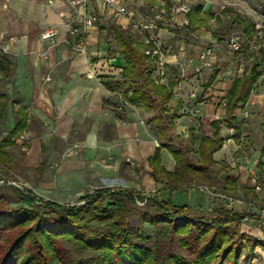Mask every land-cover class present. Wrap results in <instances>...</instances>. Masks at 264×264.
I'll return each mask as SVG.
<instances>
[{"label": "crops", "instance_id": "crops-1", "mask_svg": "<svg viewBox=\"0 0 264 264\" xmlns=\"http://www.w3.org/2000/svg\"><path fill=\"white\" fill-rule=\"evenodd\" d=\"M95 5L99 21L88 29L87 52L76 54L62 42L50 44L40 37L49 26L58 28L59 37L65 35L64 23L74 11L65 0H0V48L13 63L9 74L0 71V129H6L0 140L12 130H17L11 138L12 146L29 138L17 164L36 171L34 185L61 204L73 203L92 187L133 188L147 196L165 193L167 186L150 173V158L156 150L162 167L168 171L176 167L172 153L160 146L164 140L151 120L156 113L117 100L116 88L125 61L101 32L107 18L125 30L130 29L129 21L126 17L111 18L101 4ZM159 34L166 42L178 45L173 32L161 29ZM170 58L174 60L175 56ZM170 66L175 67L174 63ZM202 73L193 75L188 70L181 81L182 97L172 93L166 104L165 113L175 116L172 132L187 141L189 128L200 136L214 137L210 123L225 113L223 102L219 103V84L225 82L215 75L208 83L212 72ZM233 78L223 86L227 98ZM172 79L173 74L161 84ZM201 94L202 99L196 100ZM200 136L192 143L196 150ZM228 144L229 139L224 138L222 147L212 154L215 161L225 160ZM12 146L7 150L13 161ZM69 146H75V153L64 156ZM253 175L230 166L229 176L237 186L228 191L247 192L255 183ZM201 196L200 192L188 194L184 205L190 209L203 204L197 200ZM252 205L251 213L257 215L259 210ZM253 222L259 228L258 219ZM256 240L264 242V235ZM251 251L253 263L264 264V247L254 245Z\"/></svg>", "mask_w": 264, "mask_h": 264}, {"label": "trees", "instance_id": "trees-1", "mask_svg": "<svg viewBox=\"0 0 264 264\" xmlns=\"http://www.w3.org/2000/svg\"><path fill=\"white\" fill-rule=\"evenodd\" d=\"M111 27L119 42L118 51L125 61L120 71L122 82L128 79L131 85L134 84L128 101L157 110L151 120L160 138L163 139L165 130L170 132L169 141L160 146L172 153L176 167L173 171L162 167L156 150L150 158L153 178L174 190L186 180L209 181L211 174L219 182L217 172L225 170L224 185L235 189L237 183L229 176V165L215 161L212 154L224 143L221 124L239 132L236 112L249 101L260 75L264 52L253 56L241 73L234 76L225 113L210 123L215 131L214 137L202 135L199 138L196 160L190 156L189 146L196 137L194 128L188 130V141L180 139L174 145L170 139L179 138L172 132L175 116L165 113L174 80L166 85L155 83L142 44L127 30ZM12 65V60L0 48V71L7 75ZM215 75L216 71L211 73L208 83ZM261 126L262 145L256 167L264 179V121ZM16 131L8 132L0 140V163L8 167L15 166L7 147L14 145L11 138ZM217 163L220 166L215 170L213 166ZM36 198L12 186L0 187V238L12 235L6 237L0 264H221L241 255L239 225L246 214L234 212L229 216L225 208H215L219 214L215 218L190 216L187 205H173L170 199L159 198L156 193L147 196L137 189L110 186L97 188L93 195L84 194L81 205L47 201L39 210L34 204ZM12 200L19 203L13 205ZM136 200H145L144 205H151L154 209L141 208L136 205ZM179 218L186 219V223L179 224ZM136 220L150 223L154 234L144 235L139 228H134L132 223ZM256 243L264 247V242L258 240Z\"/></svg>", "mask_w": 264, "mask_h": 264}, {"label": "rangeland", "instance_id": "rangeland-1", "mask_svg": "<svg viewBox=\"0 0 264 264\" xmlns=\"http://www.w3.org/2000/svg\"><path fill=\"white\" fill-rule=\"evenodd\" d=\"M137 2L140 4V9L145 11L146 6L157 1L138 0ZM195 7L196 17L192 20V33L185 32L182 30V28H172L168 31L176 34L175 39L178 40V45L173 44V46L175 47V53L178 51L180 47L179 45H183L186 53H190L193 51V48L195 46H202L211 41H219L218 44H220V46L214 53L212 65L209 68H206V70L204 69L205 71L204 73H202V75L205 76L208 72L210 73L216 71L218 80L220 82H225L223 84H219V92L221 97L219 99V103L221 104L223 102L221 106L225 107L227 93L225 92V88L223 86H226V84H228L234 76L240 74L246 64L250 63L253 56H260L264 52V46L261 45L264 41V0H197ZM98 21L95 24H97ZM113 22L114 21H112L110 18L105 19V26H103L105 31L101 32V36L105 37L106 41L114 50H118L119 42L112 33L111 26H115ZM254 22H259L261 28L255 29L253 25ZM128 27H130V29H127V31L135 40L137 38H140V34L137 33V31L133 29L130 24ZM234 33H238L241 35L245 34L247 36V39L249 41H252V43H247V40H244L243 48L241 50H229L226 46V42L229 36ZM251 44H253L254 46H252ZM171 73H176L175 67H171L168 77H172ZM154 82L159 83L156 81ZM132 86H134V84L131 85L128 79L125 82H122V79H120V83L116 88L117 100L128 101V97L132 93ZM202 95L203 94L198 95L196 100H201L202 98H200V96ZM250 95V105L245 106L244 108H240L237 111V122L240 127L239 132L236 133L237 131L235 129H231L230 126L221 124V134L226 140L229 139V144L226 145V151L223 155L226 164H228L229 167L231 166V169H236L237 171L245 170L248 171L249 174H256L258 176V178L255 180L256 182L254 183V185H250V189L247 192H244L242 190H240L242 193L228 191L229 188L224 185L223 181V177L226 174L225 170L217 172V176L220 179L219 182L215 181L216 179L213 174H211L209 181H201V183L215 184L218 188L224 190L226 193L242 198L244 200V204L239 208L234 209L235 211H233V213L236 212L246 214V216L248 217L255 215V213H251V207L253 206V203L256 204V207L259 211L264 207V179L262 172L256 167V162L260 154V147L262 145L263 128L261 124L264 121V61L260 64V75L257 78L254 89ZM136 105L146 110H150L142 106L141 104ZM244 109H248L247 116L241 115ZM152 110L157 113L156 109ZM166 115L169 116L170 114ZM158 121L159 123L161 122L160 120ZM154 122H156V120ZM5 132L6 129H0V136H2ZM164 133L165 134L162 140L169 141L168 139L170 132L168 130H165ZM195 134L196 137L200 136L199 133ZM170 139L172 144L175 145L182 138L172 137ZM28 141L29 138L24 137L22 138V141L16 146L10 147V152L13 155V164L17 168L15 166L8 167L0 163V177L20 178L25 181V188L20 189L13 185L1 184L0 187L12 186L18 188L24 194L35 195L37 198L35 199L34 204L39 210H42L44 208V203L52 200H50L48 196L42 194L41 191L34 185L37 178V172L31 170L28 167L22 168L17 164L18 160H20L22 157L24 149L28 145ZM189 146L191 148L190 156L193 159L197 160V150L195 149V147H193V144H189ZM69 149H72L71 153L68 152ZM75 149V146H69L65 149L63 155H72L75 153ZM219 166L220 165L215 164L213 168L215 170H218ZM249 179L251 178L249 177ZM197 183L198 182L193 179L186 180L179 185V188L174 190L167 189L165 193L160 194L161 196L159 194L157 195L159 198H164L167 200L170 199L173 205L181 206L184 205V203H186L190 198L188 197V194L200 192L202 196L198 197L197 200L200 203L203 202V204H199L197 205V207H191L193 209H187L188 215H204L208 219L219 217V214L215 212L214 209H227L224 202L219 199L209 198L205 196L201 191H199L196 187L191 186L192 184L196 185ZM256 183L260 186V189L258 190L255 189ZM97 188L100 187L88 188L87 190H85L81 197L75 198L74 202L69 204L81 205L84 202V199L82 198L84 194L93 195L96 192ZM255 198H257L256 202L255 200H253ZM192 199H195V196H192ZM204 201L207 203L205 204ZM18 203L19 202H17L16 200H12L11 202V204L13 205ZM136 205L141 208H148L149 210L154 209V207L151 205H140L137 203ZM177 221L179 224L186 223V219L183 218H179ZM253 223L254 222L250 220H241L239 225V242L242 244L241 255L234 260H224L221 264H258L253 263V259L251 257V255H253V252L251 250L253 249L254 245H258L256 243L258 241L256 240V237L259 235H264V228L260 226L259 228H257ZM132 224L134 228H139L144 235H153L155 232L154 227L150 223H142L136 220ZM7 235L12 236L11 234ZM7 235L0 238V255L4 249V245L7 243L6 237H9ZM253 238L255 240H253ZM178 249L184 252L181 247H178Z\"/></svg>", "mask_w": 264, "mask_h": 264}, {"label": "built area", "instance_id": "built-area-1", "mask_svg": "<svg viewBox=\"0 0 264 264\" xmlns=\"http://www.w3.org/2000/svg\"><path fill=\"white\" fill-rule=\"evenodd\" d=\"M65 1L74 10L64 23L65 35L59 37L58 28L49 26L41 32V39L49 40L50 44L62 42L68 45L73 53L86 54L88 29L98 21L95 5L97 2L108 11L111 18L126 17L132 28L140 34V38H137L136 41L142 44L143 53L151 63V74L154 81L164 82L170 73V65L174 63L176 73L173 74L172 93L176 97L181 98L183 95L181 81L186 77L188 70H191L193 75H199L204 69L209 68L213 62L214 53L220 46L219 41H211L202 46H195L192 52L186 53L183 45H179L180 47L175 53L173 44L166 42L160 36L161 29L182 28L183 31L192 33V20L196 17L197 0H156L157 2L146 6L145 11L140 9L138 0ZM253 25L255 29L261 28L259 22H254ZM244 40H247V43H252L245 34L234 33L229 36L226 46L229 50L239 51L243 48ZM261 45L264 46V41ZM171 56H175V59L171 60ZM192 96L195 98L194 94ZM248 105H250L249 101L246 103V106ZM184 110L190 109L184 108ZM247 114L248 109H244L241 115L247 116ZM156 144L158 143L156 142ZM68 152L71 153L72 149H69ZM253 178L256 180L258 176L254 174ZM0 184L13 185L20 189H24L26 186L24 180L16 177H0ZM191 186L196 187L209 198L223 201L228 215L244 204L242 198L226 193L215 184L198 183ZM255 189H260L257 183ZM144 202L145 200H136V203L140 205ZM257 219L259 226L264 228V207L258 212L257 218L254 216L243 218L247 221Z\"/></svg>", "mask_w": 264, "mask_h": 264}, {"label": "water", "instance_id": "water-1", "mask_svg": "<svg viewBox=\"0 0 264 264\" xmlns=\"http://www.w3.org/2000/svg\"><path fill=\"white\" fill-rule=\"evenodd\" d=\"M81 197V196H80Z\"/></svg>", "mask_w": 264, "mask_h": 264}]
</instances>
